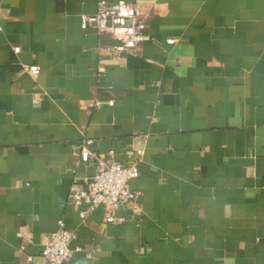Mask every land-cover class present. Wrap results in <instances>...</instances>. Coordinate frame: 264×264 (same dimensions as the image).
Returning <instances> with one entry per match:
<instances>
[{"label": "crops", "instance_id": "1", "mask_svg": "<svg viewBox=\"0 0 264 264\" xmlns=\"http://www.w3.org/2000/svg\"><path fill=\"white\" fill-rule=\"evenodd\" d=\"M99 1L149 41L113 55ZM98 162L137 165L119 222L68 201ZM59 221L66 264H264V0H0V264Z\"/></svg>", "mask_w": 264, "mask_h": 264}, {"label": "built area", "instance_id": "2", "mask_svg": "<svg viewBox=\"0 0 264 264\" xmlns=\"http://www.w3.org/2000/svg\"><path fill=\"white\" fill-rule=\"evenodd\" d=\"M80 28L83 31L94 30L98 34L109 36L119 42L110 51L119 56L125 52H133L149 41V36L143 25L139 9L124 1L116 4H107L99 1L97 11L93 15L80 17ZM174 41H167V45H173ZM13 52L18 54L20 48L14 47ZM25 72L33 79L40 73L36 65L25 67ZM111 106L112 103L107 104ZM101 103L93 107H101ZM136 164L122 167L115 163L105 164L98 162L94 176L84 181L87 189L74 185L69 194V203L75 206L87 204L89 211L98 206L106 210V222L115 223L121 220L115 218L118 208L126 201H135L136 196L127 190L128 183L138 177ZM85 213H82L84 216ZM75 239V234L66 229L63 221H59L57 229L47 234L42 239L41 258L46 264H66L72 251L70 243Z\"/></svg>", "mask_w": 264, "mask_h": 264}]
</instances>
